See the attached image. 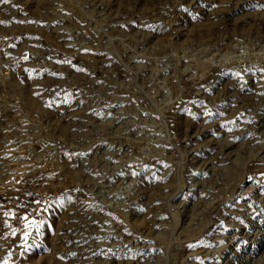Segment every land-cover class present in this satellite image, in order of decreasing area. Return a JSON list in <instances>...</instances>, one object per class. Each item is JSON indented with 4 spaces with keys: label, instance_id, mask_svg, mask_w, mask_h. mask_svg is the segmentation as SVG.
<instances>
[{
    "label": "rangeland",
    "instance_id": "rangeland-1",
    "mask_svg": "<svg viewBox=\"0 0 264 264\" xmlns=\"http://www.w3.org/2000/svg\"><path fill=\"white\" fill-rule=\"evenodd\" d=\"M0 264H264V0H0Z\"/></svg>",
    "mask_w": 264,
    "mask_h": 264
}]
</instances>
